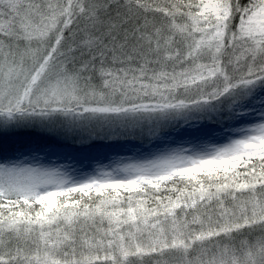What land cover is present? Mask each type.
<instances>
[{
	"label": "snow or ice",
	"instance_id": "obj_1",
	"mask_svg": "<svg viewBox=\"0 0 264 264\" xmlns=\"http://www.w3.org/2000/svg\"><path fill=\"white\" fill-rule=\"evenodd\" d=\"M0 264H264V0H0Z\"/></svg>",
	"mask_w": 264,
	"mask_h": 264
},
{
	"label": "rangeland",
	"instance_id": "obj_2",
	"mask_svg": "<svg viewBox=\"0 0 264 264\" xmlns=\"http://www.w3.org/2000/svg\"><path fill=\"white\" fill-rule=\"evenodd\" d=\"M123 154V153H122Z\"/></svg>",
	"mask_w": 264,
	"mask_h": 264
}]
</instances>
